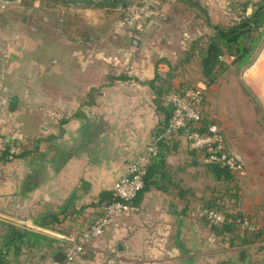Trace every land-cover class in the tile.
<instances>
[{
	"label": "crops",
	"instance_id": "obj_1",
	"mask_svg": "<svg viewBox=\"0 0 264 264\" xmlns=\"http://www.w3.org/2000/svg\"><path fill=\"white\" fill-rule=\"evenodd\" d=\"M10 1L31 11L47 10L55 2ZM157 1L156 15L140 18L131 30L116 29V22L118 34L111 38L128 41L132 48L121 46L110 54L83 51L84 41L93 40L78 35L71 41L73 50L63 47L57 57L49 58L40 82L26 84L24 99L16 85L8 83L4 74L0 77V149L5 144L10 150L19 148L12 159L0 157V264H68V242L104 213L106 194L156 135L166 117L164 109L172 113L163 100L167 92L161 89L167 73L176 74L175 87L183 82L193 85L191 78L177 77L181 65L190 69L187 52L176 49L189 52L194 43L203 42L205 33L211 37L216 27L236 23L243 10L250 14L258 0H201L200 8L181 0ZM55 3L61 11L71 6L85 10L90 15L88 24L94 26L97 15L109 8L80 0ZM184 24L189 31L181 30ZM39 42L33 40L28 50L44 51ZM263 64L264 52L256 66ZM13 95L18 99L11 112L7 101ZM208 103L205 100L203 113L214 118ZM222 134L227 148L236 154ZM170 144L163 154L172 170L159 181L162 188L151 187L136 197L135 211L108 226L71 264H102L111 253L120 257V264H258L264 260V241L246 249L233 245L199 214L202 197L209 196L216 182L197 157L189 164L187 131ZM179 150L180 158L176 157ZM194 173L202 184L196 192L184 178ZM234 210L244 212L264 235L263 216L243 206Z\"/></svg>",
	"mask_w": 264,
	"mask_h": 264
},
{
	"label": "rangeland",
	"instance_id": "obj_2",
	"mask_svg": "<svg viewBox=\"0 0 264 264\" xmlns=\"http://www.w3.org/2000/svg\"><path fill=\"white\" fill-rule=\"evenodd\" d=\"M28 2L22 0L21 4ZM50 4L47 10L31 11L14 5L10 0H0V48L6 46L8 49L2 48L0 51V77L4 74L8 83L16 85L17 93L23 99L26 84L30 80L40 82L41 70L47 67L49 58L57 57L58 53L63 51V47L67 48L64 49L67 51L73 50L74 43L71 41L78 35L87 34V37L91 36L93 40L84 41L83 51L110 54L121 46L132 48L128 41L111 38L112 35L118 34L115 32V24L120 19V12L110 11L113 8L110 7L99 13L98 21L94 26L88 24L90 15H86L85 10H80L78 6H71L61 11L54 8L57 3ZM156 10L155 8L153 15ZM147 16L149 15L142 16L141 20L144 21ZM59 19L62 21H58ZM181 30L187 32L190 28L184 24ZM175 34L178 36V32ZM161 35L165 38L171 36ZM133 36L137 35L133 34ZM208 38V33H205L203 42L194 43L192 48H189L190 53L176 49V52H187L190 69L188 72L181 65L176 69L177 77L181 80L191 78L193 86L201 90L203 97L209 102L207 109L215 113V124L224 132L230 147L245 164L246 175L236 178L237 198L231 199L225 195L224 206L231 209L234 202L236 205L234 208L242 209L243 206L251 210L254 215L264 217V98L255 91L249 80L255 71L264 69V64L262 67L256 66L257 57L264 52V38L262 45L255 49L252 62L247 67L238 70L232 63V58L225 55L223 59L228 66L221 68L216 66L212 78L203 75L200 64V55L206 47ZM37 39L41 41L38 43L39 48L43 47L44 51L28 50L33 40ZM191 52L195 54L191 55ZM10 53L14 58L10 57ZM1 56L5 58L1 59ZM177 63L180 64L179 58ZM180 153L179 150V155L176 157L181 156ZM176 160L175 158L174 161ZM184 178L194 186L195 192L199 190L198 186L202 185L198 174H190Z\"/></svg>",
	"mask_w": 264,
	"mask_h": 264
},
{
	"label": "trees",
	"instance_id": "obj_3",
	"mask_svg": "<svg viewBox=\"0 0 264 264\" xmlns=\"http://www.w3.org/2000/svg\"><path fill=\"white\" fill-rule=\"evenodd\" d=\"M55 2L60 1L64 3H72L74 0H53ZM86 5L95 4V5H106L111 7L114 10L120 12V20L124 19L128 13V7L137 1L140 0H80ZM184 2L192 3L196 7H201V0H181ZM247 4V2H246ZM244 4V9L246 8ZM117 29V27H116ZM131 30L132 28H128ZM90 34V33H89ZM88 36L87 34H84ZM264 38V0H258L254 4V9L250 14H243L239 17L236 23L227 26V27H216L215 33L213 36L208 38L206 47L201 54V68L202 73L206 77H213V71L216 66L224 67L225 63L222 58L225 54L234 57L233 64L237 67L238 70L247 67L253 59V54L255 49L262 45ZM249 41V42H248ZM248 42V43H247ZM176 77V74L172 71L167 73L166 78L161 83V89L169 93L173 90L185 89L187 87H195L192 84L183 82L179 87H175L172 84L173 78ZM158 79V78H157ZM161 78H159L160 80ZM213 81V79H212ZM205 105V98L203 97L201 103L202 109V118L197 124H188L192 131H198L204 133L208 130V127L215 124V119L210 117L208 114L203 113V107ZM166 117L159 124V128L155 136L162 134L169 126L172 113H169L166 109ZM186 129H177L170 134L169 137L161 139L157 143L158 154L152 160L146 168V173L144 175V187L137 195V198L146 190L151 187L162 188V185L159 181H162L166 175L171 174L172 166L167 163L165 155L163 154L164 149L169 148L170 141L173 140L175 136L185 135ZM3 147V146H2ZM201 151H204L202 149ZM0 157L4 159H9L10 149L8 145H4L0 149ZM190 159L189 164L193 163V159L197 157V151L190 150L189 152ZM21 154V153H20ZM16 155H12V158ZM206 172L209 176L215 180L216 184L213 187H210L209 196L202 197V206L201 210H215L225 216L227 219L222 224H212V227L219 234H224L228 237V240L231 244L237 243L239 247L246 249L248 246L256 245L264 241V235L259 229L248 230L242 227V222L245 218H250L242 211L234 210V202H232V207L229 209L224 206L225 195L231 199L237 198V192L235 183H237L235 174L226 166H220L221 172L217 178L213 171L210 169V165H204ZM173 185L177 190L181 191V186L174 182ZM108 197L107 203L110 204L113 198V192L106 194ZM107 204V205H108ZM101 205H103L101 203Z\"/></svg>",
	"mask_w": 264,
	"mask_h": 264
},
{
	"label": "built area",
	"instance_id": "obj_4",
	"mask_svg": "<svg viewBox=\"0 0 264 264\" xmlns=\"http://www.w3.org/2000/svg\"><path fill=\"white\" fill-rule=\"evenodd\" d=\"M158 4L157 0H140L132 3L128 7L126 17L117 23L118 29L133 28L136 22L145 15H151ZM132 68L128 73L132 76ZM163 100L172 105V116L168 128L160 135L154 136L146 146L144 152L136 157L128 166L127 173L122 176L113 187V198L107 205L104 213L89 224L83 232L74 240L68 242L65 257L68 264L75 262L84 248L92 240L102 236L104 230L115 223L119 218L129 216L135 211L134 199L144 187V175L147 166L157 155V143L170 136L177 129H186L188 133V143L191 150L199 152L197 160L202 165L218 164L228 167L236 177H244L246 168L244 163L230 151L224 141L222 131L214 124L208 127L204 133L192 131L188 124L200 122L203 114L201 103L203 95L201 90L196 87L173 90L166 93ZM204 149V151H201ZM19 148L14 147L10 150L9 158L17 155ZM199 214L214 224H222L227 219L215 210H199ZM242 227L248 230L256 229L255 224L244 219ZM25 227H28L26 222ZM49 264H61L59 261H52ZM102 264H120V257L116 253L109 254ZM258 264H264V260Z\"/></svg>",
	"mask_w": 264,
	"mask_h": 264
},
{
	"label": "bare ground",
	"instance_id": "obj_5",
	"mask_svg": "<svg viewBox=\"0 0 264 264\" xmlns=\"http://www.w3.org/2000/svg\"><path fill=\"white\" fill-rule=\"evenodd\" d=\"M249 80L255 88V91L264 98V69L255 71Z\"/></svg>",
	"mask_w": 264,
	"mask_h": 264
},
{
	"label": "water",
	"instance_id": "obj_6",
	"mask_svg": "<svg viewBox=\"0 0 264 264\" xmlns=\"http://www.w3.org/2000/svg\"><path fill=\"white\" fill-rule=\"evenodd\" d=\"M17 99H18V97L16 95H13V96H11L9 98V100L7 101L8 110L9 111L13 112L15 110L16 105H17ZM168 107L169 108H172V105L169 104ZM187 133H189V131H187ZM210 169L213 171V173L215 174V176L218 178L219 175H220V172H221V167L218 164H211L210 165ZM244 256H245V252L242 251L240 253L241 260H243Z\"/></svg>",
	"mask_w": 264,
	"mask_h": 264
}]
</instances>
